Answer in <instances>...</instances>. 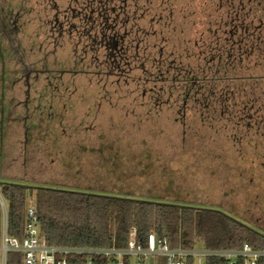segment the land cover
<instances>
[{
	"label": "flooded vegetation",
	"instance_id": "flooded-vegetation-1",
	"mask_svg": "<svg viewBox=\"0 0 264 264\" xmlns=\"http://www.w3.org/2000/svg\"><path fill=\"white\" fill-rule=\"evenodd\" d=\"M199 1L0 0V155L11 125L24 149L36 132L58 143L119 102L182 130L196 114L202 127L264 123V0H203L181 37Z\"/></svg>",
	"mask_w": 264,
	"mask_h": 264
},
{
	"label": "rangeland",
	"instance_id": "rangeland-1",
	"mask_svg": "<svg viewBox=\"0 0 264 264\" xmlns=\"http://www.w3.org/2000/svg\"><path fill=\"white\" fill-rule=\"evenodd\" d=\"M202 2H191L195 7L187 11L196 13L180 19L187 33L181 37L193 33L191 25L200 12L195 8ZM254 95L264 103L262 91ZM117 105L111 109L104 104L89 133L75 138L67 131L58 143L36 132L24 149L22 129L11 125L3 139L0 183L143 191L167 201L228 211L251 226H264V123L246 127L245 122L236 126L235 120L222 119L213 121L211 128L202 127L196 114L182 130L168 112L146 119L138 107L125 112L123 102ZM84 111L82 105L71 116L78 121ZM29 203L35 204L33 196ZM162 262V257L148 260ZM194 264H204V258H196Z\"/></svg>",
	"mask_w": 264,
	"mask_h": 264
},
{
	"label": "trees",
	"instance_id": "trees-1",
	"mask_svg": "<svg viewBox=\"0 0 264 264\" xmlns=\"http://www.w3.org/2000/svg\"><path fill=\"white\" fill-rule=\"evenodd\" d=\"M7 204L9 236L21 239L27 199L34 197L38 228L45 245L82 248H126L129 233L146 244L150 234L165 249L235 251L243 244L264 250V226H251L217 208L197 207L190 202H172L136 193L71 189L55 185L26 186L0 183ZM1 225V224H0ZM189 256L185 264H194ZM6 264H22L21 255L9 253ZM68 264H85L83 257L68 258ZM93 264H106L96 258ZM204 264H228L221 256H206ZM242 264V258L236 259ZM264 264V257L257 260Z\"/></svg>",
	"mask_w": 264,
	"mask_h": 264
},
{
	"label": "built area",
	"instance_id": "built-area-1",
	"mask_svg": "<svg viewBox=\"0 0 264 264\" xmlns=\"http://www.w3.org/2000/svg\"><path fill=\"white\" fill-rule=\"evenodd\" d=\"M0 264H6L9 253L21 255L22 264H68V258L81 256L85 264H93L96 258L103 259L106 264H148L151 257H162V264H185L187 257L195 259L206 256H221L228 264H236L237 258H242V264H257L264 257L263 249H252L243 244L235 251H207L203 248L193 250L165 249L161 241L150 234L146 244L136 240L135 231L129 233L126 248L114 245L108 248H82L45 245L41 239L35 204L25 207L23 236L21 239L9 236L7 231V204L0 192Z\"/></svg>",
	"mask_w": 264,
	"mask_h": 264
}]
</instances>
